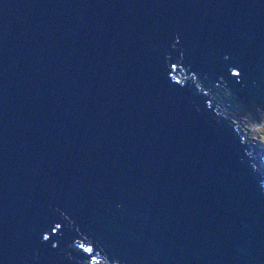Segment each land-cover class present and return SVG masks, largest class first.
I'll return each mask as SVG.
<instances>
[{"label":"water","instance_id":"1","mask_svg":"<svg viewBox=\"0 0 264 264\" xmlns=\"http://www.w3.org/2000/svg\"><path fill=\"white\" fill-rule=\"evenodd\" d=\"M262 113L264 0H0V264H264Z\"/></svg>","mask_w":264,"mask_h":264},{"label":"rangeland","instance_id":"2","mask_svg":"<svg viewBox=\"0 0 264 264\" xmlns=\"http://www.w3.org/2000/svg\"><path fill=\"white\" fill-rule=\"evenodd\" d=\"M197 81V80H196ZM199 85V82H197ZM220 93H223V91H219ZM233 116L236 115L235 112H232ZM235 114V115H234ZM232 121H237V122H241L240 125L241 127H239L240 129H242V133L246 136V138L251 139L250 142L253 145L257 146V151L259 153L260 156V152L262 153V150L258 147V146H262L264 143V113H262L260 115V123H258L256 120H251L248 118H240V119H233L231 118ZM253 130H257L259 132V138L256 137V134L254 133ZM251 133L255 134V138L253 135H251ZM257 139H262V142H259ZM263 149V154H261V157H259L258 160V167L263 169L264 172V146H262ZM259 162H261V165H259Z\"/></svg>","mask_w":264,"mask_h":264},{"label":"clouds","instance_id":"3","mask_svg":"<svg viewBox=\"0 0 264 264\" xmlns=\"http://www.w3.org/2000/svg\"><path fill=\"white\" fill-rule=\"evenodd\" d=\"M196 82H198V81H196ZM217 85H219V83L217 84ZM199 86H204L203 84H201V83H199ZM202 90L204 91L205 90V88H202ZM211 91L213 92V93H216V91L214 90V89H211ZM220 91V90H219ZM208 94L211 96L212 94H211V92L210 91H208ZM223 94V93H222ZM224 95V94H223ZM212 98H214V96L212 95ZM214 100H216V98H214ZM220 103V107H221V110L224 112V109H223V104L221 103V102H219ZM235 115V114H234ZM238 121V120H237ZM241 123V122H240ZM240 123L239 122H237V125L239 126V127H241V125H240ZM239 129V128H238ZM239 131L241 132V134L244 136V134L242 133V129H239ZM244 138H245V140L247 141V142H250V140L251 139H249V138H246V136H244ZM251 143V142H250ZM254 149H255V153L257 154L256 156H257V167H258V160H259V153H258V151H257V146L256 145H254ZM259 165H261V162H259ZM259 168V167H258ZM262 172H263V169L262 168H259ZM264 173V172H263Z\"/></svg>","mask_w":264,"mask_h":264},{"label":"trees","instance_id":"4","mask_svg":"<svg viewBox=\"0 0 264 264\" xmlns=\"http://www.w3.org/2000/svg\"><path fill=\"white\" fill-rule=\"evenodd\" d=\"M224 96H226L225 94H224ZM232 120V119H231ZM232 123L234 124V125H237V121H232ZM240 123V122H239ZM254 131V133L256 134V137L257 138H259L260 136H259V132L257 131V130H253ZM255 134H253V133H251V135H253L254 136V138H255ZM259 142H262V139L260 140V139H257ZM262 146H264V143H263V145ZM262 146H258L261 150H262V153L260 152V157H261V154H263V149H262Z\"/></svg>","mask_w":264,"mask_h":264},{"label":"bare ground","instance_id":"5","mask_svg":"<svg viewBox=\"0 0 264 264\" xmlns=\"http://www.w3.org/2000/svg\"><path fill=\"white\" fill-rule=\"evenodd\" d=\"M218 84V83H217ZM219 85H222V83H219Z\"/></svg>","mask_w":264,"mask_h":264}]
</instances>
